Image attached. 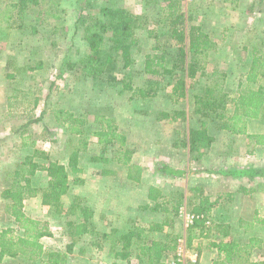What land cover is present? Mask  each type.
<instances>
[{"label":"rangeland","instance_id":"1","mask_svg":"<svg viewBox=\"0 0 264 264\" xmlns=\"http://www.w3.org/2000/svg\"><path fill=\"white\" fill-rule=\"evenodd\" d=\"M16 1L0 0V229L12 227L15 234L23 233L14 217L6 211L8 200L3 192L12 183V173L35 149L43 150L49 155L47 160L40 155L36 160L44 163L57 160L66 165L73 150H79L78 166L82 168V172L78 175L84 178V183L72 184L66 195H63L65 207L68 208L76 196L82 199L83 205L90 207L87 201L92 196L95 199L98 194H119L121 198V194H125L122 190L129 187H122L121 183L129 179L128 165L115 159L124 147L116 142L104 150L103 144L92 135V131L100 128L103 118H111L118 130L127 136V147L133 150L131 163L144 167L140 182L129 179L134 182L131 185L137 187L134 192L137 199L123 198L122 203L141 202L142 197L147 196L150 185L166 183L165 198L169 200L167 206L176 204L180 181H171L169 175L157 172L156 167L161 162L174 167L178 165L176 168L180 169L182 166L195 168L204 164L205 170V167H211L213 171H217L216 174L221 169H228L227 167L264 170V146L256 145L247 135L219 128L215 119L195 113L194 94L202 91L204 77L191 88L188 98L178 102L169 97V87L161 90L156 97L146 100L134 97L132 90L123 89L124 79L131 78L134 87L144 85L148 77L143 71L147 53L156 52L158 47L176 51L177 44L171 36L169 20L165 17L168 0H39V5L28 8L23 17H19L13 25L6 21L5 13L9 4ZM179 1L185 18L187 17V26L201 25L217 42V48L208 56L209 71L217 69L226 73L223 87L231 94L245 87L244 75L252 62L253 47L258 46L264 53V0ZM82 6L86 7L81 19L91 16L106 20L101 12L103 7L125 8L140 16L143 27L136 29L138 44L132 47L133 62L130 67L122 68V62L118 60V68L109 70V74H104L99 80L84 75L78 67L67 70L61 77L56 75L63 58L76 62L88 51V43L84 40V26L79 21ZM20 22H23L21 28L17 27ZM35 26L36 32H33ZM112 35L111 32L106 34L102 53L105 55L112 52L118 59L119 54L113 49L116 40ZM251 86L264 91V77ZM56 108L70 110L77 116L85 117L88 121L85 134H72L66 126L57 122L54 115ZM175 109L186 110L185 118L174 121L158 118L161 111ZM26 123L29 124L25 125ZM204 126L214 141L200 160L192 161L188 147H175L174 144L182 143L192 128ZM247 130L250 134L264 133V118H248ZM25 136L27 138L24 140ZM34 140L37 143L35 146L24 145V141L31 143ZM85 140L87 146L84 147ZM94 156L108 157L109 161H95ZM204 158H208L209 162H205ZM104 169L114 172L103 175ZM75 175L71 174V177L74 178ZM48 179L47 172L43 170L31 177L33 185L41 189L47 186ZM86 179H89L92 187L87 185ZM247 179H232L229 184L225 183L222 189L232 192L216 196L219 199L223 197V202L213 216L215 221L222 222L220 227L215 228L217 231H229V234L239 237L242 242L251 233L264 238V223L254 222L258 225L249 229L245 227L246 222L241 220H252L256 215L264 218V173L253 182ZM194 187L190 189V197L196 194ZM241 187H253L261 194H254L256 190L246 193L240 190ZM233 191L251 197V202L243 206V201H239L240 208L248 212L239 213L238 208L234 210ZM82 193L90 195V198L87 195L80 196ZM193 200L192 198L191 202ZM255 206L257 210L252 215ZM23 210L27 215L48 224L52 235L42 238L46 249L68 251L71 238L68 236L67 221L79 222L82 216L80 213L59 214L55 207L42 203L41 194L25 199ZM188 216L189 214L185 219L186 227L189 224ZM97 227L102 229L99 225ZM244 228L249 230L245 231ZM185 235L187 239V234ZM86 247L90 254L81 251V248ZM91 247H111V243L104 240L103 234L99 237L81 236L73 243L68 258H73V264H89L88 260L100 258L97 256L98 252L91 250ZM31 263L33 262L21 256L5 257L0 261V264Z\"/></svg>","mask_w":264,"mask_h":264},{"label":"trees","instance_id":"2","mask_svg":"<svg viewBox=\"0 0 264 264\" xmlns=\"http://www.w3.org/2000/svg\"><path fill=\"white\" fill-rule=\"evenodd\" d=\"M39 0H17L10 3L5 19L8 23H16L23 17L25 11L39 5ZM86 7V6H85ZM85 7L80 8L79 21L84 26V40L88 43V51L83 54L78 61L72 62L68 58H63L59 66V72L56 74L61 77L67 70L78 67L86 76L93 80H99L104 74L111 69L118 68V60L122 62V68H128L133 62L132 47L138 44L136 29L143 27L138 14H135L125 8L103 7L101 12L106 20L94 18L91 16L82 17ZM165 17L170 23V32L175 39L177 49L171 52L167 48L158 47L154 53L145 55L144 73L148 75L144 85L134 87L132 80L124 79V90H132L134 97L143 100L156 97L161 90L169 87V97L178 102L180 99L188 98L190 90L195 86L201 77L205 78L202 91L194 94L195 113L206 118H212L218 121L219 128L229 130L234 134H244L252 139L256 145L264 146V133H248V118H264V91L261 88L255 89L252 83L259 81L264 77V53L258 46L253 47L252 62L244 77L246 86L239 88L234 94L224 90L223 80L226 73L214 69L209 71L208 56L217 48V42L206 32L201 25L187 26L185 13L182 10V4L179 0H168L165 6ZM57 18L59 16L54 15ZM23 22L17 27L21 28ZM36 32V26L33 28ZM113 33L116 40V46L113 48L120 58H116L112 52L102 53L103 44L106 42V34ZM32 69V68H31ZM231 109V111H229ZM186 110L175 109L172 111L163 110L159 113V119H170L172 121L185 118ZM43 115V114H42ZM57 122L66 126L72 134L84 135L86 130L87 119L77 116L74 112L62 108L54 110ZM26 123L25 125H28ZM92 135L98 138V142L103 144L104 150L114 143H119L121 147L119 156L115 159L128 165V178L135 182L142 179L144 167L141 164L131 163L133 150L127 147V136L118 130L117 125L111 118H103L100 122V128L92 131ZM27 137H24V140ZM214 141L213 136L208 132L206 126L192 128L189 136L184 137L182 143L176 142L175 147H188L190 150V160H200ZM36 141L24 145L35 146ZM87 146V140L84 147ZM40 155L43 159H49V155L39 149H35L32 155H27L18 165V168L12 173V183L10 187L4 190L3 195L8 200L6 211L23 230L22 234H15L14 228L6 227L0 229V261L5 257H24L31 264H67L68 253L72 251L73 243L82 235L93 232L94 223L92 221L93 211L90 207L82 204L79 196L75 197L74 202L67 208L61 201L72 184L84 183L83 177L78 174L82 172L79 164V150L74 149L69 157L68 164L57 160L48 163L36 160ZM95 161H109L108 157L94 156ZM46 171L49 177L48 184L44 188L33 185L31 177L37 171ZM157 172L173 177H181L185 174L184 169L175 168L167 162L158 163ZM106 174L112 171H105ZM219 174L232 177H250V180L264 173L262 168L240 167L231 169H221ZM71 174H76L74 178ZM196 192L193 202H191V213L195 215L193 223L188 226L191 231L193 228H209L206 220L210 219L209 215L212 209L218 204L219 198L211 200L210 196L205 195L201 187H194ZM241 191L251 193L255 188L241 187ZM41 194L42 203L56 208L59 214H77L82 215L79 222L74 220L67 221L68 236L71 243L68 245V251L46 249L42 238L51 236L52 232L47 223L42 222L32 216H29L23 210L24 200ZM179 199L170 209L167 206L169 200L165 198L159 187L151 185L149 187V198L154 202L151 206L153 211L162 209L165 212L173 211L178 214L184 196L183 192H178ZM232 195H230L231 197ZM160 199H163L160 201ZM153 222L149 226L150 231H161L164 225L168 223ZM246 228H250L254 222L264 223V218L256 215L252 221H243ZM211 225V224H210ZM219 226V225H217ZM226 227H229L225 225ZM141 231L130 230L126 233H119L117 228L110 232L104 233L105 241L111 243V252L122 258H127L130 254L131 247L136 244L140 253L148 258L146 264H155L160 260L163 253L169 249L177 248L176 235H168L165 241L151 239H141ZM229 235V231L225 232ZM134 237L136 239L134 240ZM140 241V242H137ZM191 235L187 236L188 245L191 243ZM262 239L256 236L250 237L246 242L238 241L234 238L228 240L220 239L212 243L217 247L219 257L213 264H258L250 260L251 252L255 247L262 246ZM121 246V250L117 247ZM158 264H172L159 262Z\"/></svg>","mask_w":264,"mask_h":264},{"label":"crops","instance_id":"3","mask_svg":"<svg viewBox=\"0 0 264 264\" xmlns=\"http://www.w3.org/2000/svg\"><path fill=\"white\" fill-rule=\"evenodd\" d=\"M204 159L205 162H209L208 158H204ZM175 166L179 167L178 165ZM203 166L204 164H202V167L197 165L195 168L193 167L190 168L189 165H187V167L182 166L181 167L182 169L185 168V174L183 175V177L169 176L171 178V181H180L177 191L184 193L182 204L178 214H175V212L173 211L165 212L162 209L153 211L151 209V206L154 204V202L148 196L149 190L147 196L142 197L143 199L141 198L142 199L141 202L129 203L127 201L125 203H122L121 199L123 198H125L126 200H128L130 197L137 199L134 196V192L137 189V187L132 186L131 184H134V182L130 181L129 179L127 181H122L121 183L122 187H129L124 191L121 188L122 192H125V194H121V198L119 194H104V195L98 194L97 198L94 199L93 196L90 198V195L82 193V195L80 196L87 195L91 200L90 202V200L88 199L87 203L93 211L92 221L94 223L93 232L84 234L82 235V237L86 238V236H93V235L99 237L100 234L102 235L104 233L110 232L113 228H117L119 230V233H126L134 229L141 231L142 232L141 239H144V241L148 239L165 241L168 235L184 236L186 238L185 234H187V236L191 235V241H190L191 243L188 245L189 254H188L187 264H213V262L219 257L218 249L217 247L212 245L213 242L219 241L220 239L228 240L230 238H234L241 242L242 240L239 237H235L232 233L227 235L225 233H220L215 229L216 227H218L217 225H219V227L222 225V222L215 221L216 219L213 218V216L215 215V212L219 210L218 208L223 202L222 199L223 197L219 199L218 204L212 209L209 215L211 220V225H209V228L207 227L203 230L194 227L193 230L191 231L189 230V233H187L188 227H186L185 225V219L187 218V214L191 213L189 204L192 198L194 199L193 196L190 197V189L194 186L201 187L205 195L210 196L211 200H215L217 195L223 194L224 192H232L230 190L224 191L225 188L222 189L225 183L229 184L230 182L229 180L238 179V178H242V179L248 178L247 179L248 181L253 182L256 177H260V176H256L255 178L250 180V177L248 176L232 177V176L220 175L219 173H217L218 174L217 175L215 173L217 171H213L211 167H205L207 168L205 170ZM227 168L229 169L230 167ZM107 170L110 169H104L102 171V174L107 175L105 172ZM113 172L114 171H112L111 173ZM177 179H184V181ZM191 180H196V181L192 182ZM86 183L88 186L92 187L91 183L89 182V179H86ZM154 186L159 187L162 190L163 194L165 196L167 195L166 183L154 184ZM233 192L234 194H233L232 206H234V210L238 208L239 213H241V211H243V213L248 212L243 208H240L239 201L241 200L243 201L242 202V206H243L248 202H251V197L248 194L242 192H237V191H233ZM253 193L254 194L257 193L258 195L261 194V192L258 190H256ZM64 197L62 196V202L63 201L65 202V200L63 199ZM245 198H249V200H246ZM162 200L163 199H160V201ZM223 206L225 207V204ZM171 208L172 205H170V209ZM256 210H257V206L254 207L252 215ZM162 211L164 212V214ZM243 216L245 215H242V217ZM54 219L57 218L54 217ZM81 219L82 216L80 217L79 221ZM168 219H170V221L164 225V228L161 231L149 230V226L153 222L163 223L166 220L168 221ZM243 220H247V219L243 218ZM252 220L249 219L247 221H252ZM222 221L226 222L224 220ZM142 222H144L142 224L144 226L141 225ZM258 224L254 223L250 228L253 229ZM97 225L101 226L102 229H98ZM50 226L52 227V224H50ZM52 229L55 230L53 227ZM249 229L244 228L245 231H248ZM252 236L259 237L258 235H253V233H251L250 236L247 237V240ZM259 238L263 240L262 247H255L252 250L250 260L258 264H264V238L262 237ZM135 239L136 237H134V240ZM87 248L88 247H86V249L81 248V251L90 254V251ZM93 249H95L94 251L98 252L97 256L100 258L97 260H91V259L88 260L89 264H146L148 262V258L140 253L138 247H136V244H133V246L131 247L130 254L128 255L127 258H122L119 255L117 256L115 253L112 254L111 247H91V250ZM121 249L122 247H117V250H121ZM175 254H176L175 248L169 249L163 253V256L160 260L155 261V264H158L159 262L171 263ZM73 262H74L73 258L69 257L67 263L73 264Z\"/></svg>","mask_w":264,"mask_h":264},{"label":"built area","instance_id":"4","mask_svg":"<svg viewBox=\"0 0 264 264\" xmlns=\"http://www.w3.org/2000/svg\"><path fill=\"white\" fill-rule=\"evenodd\" d=\"M189 225H191L193 223V220L195 218V215L192 213H189ZM206 224L210 225L211 224V220L207 219L206 220ZM187 239L184 236H178L177 238V248L176 250V254L174 256V258L172 259L171 263L172 264H187V260H188V254H189V248L187 246Z\"/></svg>","mask_w":264,"mask_h":264}]
</instances>
